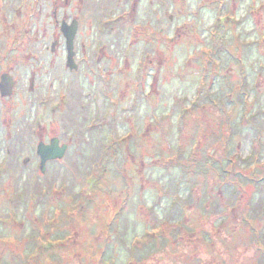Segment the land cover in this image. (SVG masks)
<instances>
[{"label":"rangeland","instance_id":"374dc122","mask_svg":"<svg viewBox=\"0 0 264 264\" xmlns=\"http://www.w3.org/2000/svg\"><path fill=\"white\" fill-rule=\"evenodd\" d=\"M116 4L73 0L71 13L61 9L89 10L77 39L102 46L78 51L80 78L70 89L54 82L47 91L48 70L58 82L74 75L64 50L52 69L47 55L48 64L31 62L45 72L35 77L43 106L62 105L57 91L68 96L48 121L59 123L52 133L66 140L77 129L78 137L57 166L64 179L10 181L3 163L0 264H264V0H228L202 13L200 0L141 1L133 20L125 0ZM27 6L34 9L31 0H0V42H8L5 14ZM112 9L119 14H104ZM34 10L50 12L46 2ZM119 16L124 25L114 23ZM220 21L231 31L218 44ZM34 67H20L17 86L29 90ZM28 98L37 102L34 90L23 101L30 107ZM167 158L176 161L165 166Z\"/></svg>","mask_w":264,"mask_h":264},{"label":"flooded vegetation","instance_id":"af4514ba","mask_svg":"<svg viewBox=\"0 0 264 264\" xmlns=\"http://www.w3.org/2000/svg\"><path fill=\"white\" fill-rule=\"evenodd\" d=\"M33 7L40 5L41 2L47 3L50 8L49 14H39V11L34 9L26 10L25 14H5L7 17H4L6 23L7 31V43L0 42V143H2L1 158L2 163L0 164V174L5 171L3 163H6V172L8 173V180L12 181L13 179H19L21 177L31 179L32 183L35 185L37 182L43 183L42 177H47L51 175L56 177L59 175H65L61 177L64 179L67 177V173L64 170H57V166L66 158L68 150L72 148V141H77V129L76 131L72 130L66 140H64L59 135L52 133V129L55 124L58 122L50 123L48 122L52 117V120L55 121V118L61 110H65L64 100L68 98L66 94L58 92V97L63 101L62 105L60 104L54 106H43L42 103V93L40 91H45L42 83H39L36 80V75L42 74L44 77L45 72H42L38 66L34 67V64L31 62H38L41 66L44 64V61L47 63L44 56H49L48 68L52 69L56 62H59L60 51L64 50L66 52V42L65 38L62 36L61 30L64 25L70 26L72 24L76 25L74 38L72 41V51L74 59V69L71 70L67 68L69 73L63 79L57 81L59 75L54 72L53 76L48 70L46 73L48 75L49 88L47 89L48 93L53 89L54 82L57 83V88L59 85L65 86L63 89H70L69 83L72 85L73 81L80 78L78 72L81 69L80 62L78 60V51H92L95 49L102 50V46L98 47L97 44L92 45L87 42H79L77 36L81 38L82 29L86 23V18L88 14H92L89 10L85 14H68L65 10L61 14L62 8H69V13H71L72 8L70 7L73 0H31ZM89 0H79L80 4L88 2ZM103 1L106 6H109V2L117 7L116 2L120 0H97ZM127 2L126 7H129V18L131 20L133 14L137 13V9L141 1H146L148 4L155 5V2H163L166 0H125ZM228 0H200V11H213L212 8H216L220 5L224 8V3ZM179 2V1H178ZM99 6V5H98ZM115 7V8H116ZM104 14H119L116 10H111L105 12ZM225 14V13H219ZM123 16V15H121ZM117 17V20L114 23H119V26L124 25L123 17ZM171 15L168 16V21L171 20ZM156 15L152 18L151 26L148 27L147 35L148 38H154L156 34ZM229 21L218 22L216 25L218 29L216 32L218 44L220 41L224 40V37L227 33H230L231 26L228 25ZM117 27V26H116ZM115 27H113L114 29ZM112 29V30H113ZM107 27H102V32H110ZM130 32L134 34L140 33V26L138 24L130 26ZM221 34L223 37L220 39ZM52 37L50 42L45 40L48 37ZM147 38V39H148ZM231 41V39L229 40ZM224 42V41H223ZM235 43V41H232ZM224 45L228 49L227 43L224 42ZM86 54V53H85ZM77 61V63H76ZM34 67L29 73H26L25 77H28L29 81V90L25 86H17L16 83L23 80L24 71L20 70V67ZM59 69V64L57 65ZM97 71L100 72L101 85L102 82L108 83V73L102 66L97 67ZM77 74V75H75ZM104 76H107L104 79ZM8 83L10 86H8ZM151 87V84H149ZM145 87V86H144ZM34 90V93L37 97V102L30 101L28 98V103L31 104L30 107H27V100L23 105L25 94ZM81 98L89 100L91 94L88 91L83 92L82 88H78ZM98 92L100 90H97ZM18 92V93H17ZM106 93L109 95V89H106ZM149 95V94H148ZM20 96V99H19ZM74 96L78 97L75 92ZM15 97V98H14ZM149 97H152L149 96ZM14 98V99H13ZM19 99V101H18ZM80 99V98H79ZM61 103V102H60ZM59 110V113L57 112ZM48 124L47 128L44 124ZM77 128V126H75ZM61 129V128H60ZM89 129V127H88ZM62 134V129H61ZM53 140H56L58 148L64 150V154L60 159L46 160L42 163L41 157L38 155L37 147L41 144L44 146H49ZM16 144V149L11 150L13 144ZM16 182V181H15ZM46 189V188H45ZM49 192H55L54 189H48ZM24 193V192H23ZM25 197H22V199ZM48 202V201H46Z\"/></svg>","mask_w":264,"mask_h":264},{"label":"water","instance_id":"95a60500","mask_svg":"<svg viewBox=\"0 0 264 264\" xmlns=\"http://www.w3.org/2000/svg\"><path fill=\"white\" fill-rule=\"evenodd\" d=\"M76 25H64L62 27L61 33L62 36L65 38L66 42V66L70 69L74 68V62H73V51H72V41L75 34ZM8 86L9 83H8ZM38 155L41 157L42 163H44L46 160H54V159H60L63 154L64 150L62 148H58L56 140H53L52 143L49 146L40 145L37 147Z\"/></svg>","mask_w":264,"mask_h":264},{"label":"trees","instance_id":"16d2710c","mask_svg":"<svg viewBox=\"0 0 264 264\" xmlns=\"http://www.w3.org/2000/svg\"><path fill=\"white\" fill-rule=\"evenodd\" d=\"M259 73H260V76L258 75L259 77H261V75L264 74V72H262V71H260ZM262 78H263V77H262ZM232 113H233V111H230V112H228V115L231 117ZM189 159H190V161H191L192 163H197V162L200 161V160H198L199 158H198V156L196 155L195 150H193V149L190 151ZM197 160H198V161H197ZM175 161H176V158H175ZM186 162L188 163V161H186ZM53 244H54V243H51V244H50L51 247H53ZM47 247H49V246L47 245ZM56 247H58V245H56ZM49 248H50V247H49ZM51 250H54V248H52Z\"/></svg>","mask_w":264,"mask_h":264}]
</instances>
